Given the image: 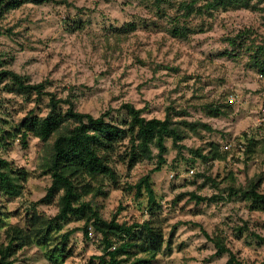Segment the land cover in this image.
<instances>
[{
    "label": "rangeland",
    "instance_id": "rangeland-1",
    "mask_svg": "<svg viewBox=\"0 0 264 264\" xmlns=\"http://www.w3.org/2000/svg\"><path fill=\"white\" fill-rule=\"evenodd\" d=\"M58 1L26 3L0 15V71H13L30 84L46 82L47 92L71 98L77 111L95 118L112 111L122 121L120 108L129 103L144 109L147 119H164L169 108L176 121L198 125L196 131L187 130L181 155L167 139L166 164L152 175L159 207L150 206L145 193L137 196L128 189L155 168L156 160H145L128 174L120 162L125 145L112 164L119 184L99 178L93 186L106 195L83 201L92 202L104 220L117 216L128 224L148 220L154 208L166 243L153 264H226L230 254L217 256L209 239L215 236L224 237L244 264H261L264 241L258 236L264 238V209L231 193L230 177L239 189L262 177L259 192L264 194V125L257 129L264 118V79L249 57L248 43L233 47L230 40L246 32L249 44L264 43V0L214 10L203 7L214 0ZM189 4L196 12L187 18ZM209 106H221L226 115L211 117ZM31 111L46 116L48 98H26L9 79L0 80V158L28 176L23 196L0 192V245L7 244L10 226L26 225L29 208L52 183L40 164L54 139L46 146L30 137L27 148L20 138L3 139ZM247 132L257 144L243 153L238 144ZM210 142L220 147L225 161L205 163L198 157L195 151L205 155ZM226 144L232 145L230 153L221 150ZM194 193L208 200L198 203ZM36 209L55 217L59 197ZM85 226V220L73 219L16 258L22 264H99L101 235L91 228L87 239Z\"/></svg>",
    "mask_w": 264,
    "mask_h": 264
},
{
    "label": "trees",
    "instance_id": "trees-1",
    "mask_svg": "<svg viewBox=\"0 0 264 264\" xmlns=\"http://www.w3.org/2000/svg\"><path fill=\"white\" fill-rule=\"evenodd\" d=\"M34 5L59 4L58 0H0V15L20 8L23 4ZM237 4L248 7L247 0H214L203 6L209 10L225 8ZM201 11V10H199ZM196 12L195 6L189 4L185 10V17ZM246 32H240L230 40L233 47L249 45V57L254 67L264 76V43L253 40L251 44L245 41ZM1 66V56H0ZM9 79L17 92L26 98H48L49 112L46 116L36 115L34 111L4 134L3 139L20 138L24 147H28V139L34 137L46 146L54 139V143L43 155L40 168L44 175H50L51 186L45 197L32 204L29 208L27 223L24 227L10 226L6 230L7 244L0 245V264H22L16 256L19 251L31 247L35 241L46 233L70 223L73 219L85 220L83 228L85 237L89 238L91 228L101 235L99 244L104 255L98 257L99 264H153L161 253L166 240L161 223L154 218L155 209L149 210L151 217L143 222H119L117 216L111 221L104 220L99 210L92 202H85V197L106 195L103 189L93 184L99 178L107 179L113 185H118L120 176L113 167L121 146L125 145V153L120 162L127 165L128 174L141 162L156 160L155 168L148 175L140 179L129 191L137 196L145 193L150 206H158L156 193L152 182V175L160 172L166 164L168 153L167 139H172L173 146L181 155L184 145L182 142L188 137L187 130L196 131L197 124L186 120L176 121L168 108L164 119L144 117L145 110L137 109L133 104H123L120 108L122 121H117L108 111L98 118L77 111L71 98L59 99L55 94L47 92V83L30 84L24 76L13 71L1 70L0 80ZM66 106V108H65ZM209 115L213 118L226 115L221 106H209ZM207 127V126H206ZM243 151L251 152V147L257 144L256 137H247ZM154 150L157 154H154ZM264 152V148H263ZM195 153L205 163L225 161L226 155L220 152V147L210 142L207 144V153L200 150ZM227 153V152H225ZM27 173L15 170L11 163L0 158V192L10 198H19L24 194V183L27 182ZM234 177H230L231 193H240L251 202L254 207L264 209V194L259 192L263 182L262 177L248 180L246 186L239 189L233 184ZM218 187V184L214 182ZM198 203L207 201V198L191 194ZM59 197V212L53 218H47L37 213L39 205H51ZM0 212V227L3 224ZM264 241V238L258 236ZM217 248V256L229 253L226 264H244L233 254L225 244L222 236L209 237ZM264 264V261L261 263Z\"/></svg>",
    "mask_w": 264,
    "mask_h": 264
},
{
    "label": "built area",
    "instance_id": "built-area-1",
    "mask_svg": "<svg viewBox=\"0 0 264 264\" xmlns=\"http://www.w3.org/2000/svg\"><path fill=\"white\" fill-rule=\"evenodd\" d=\"M261 78L264 79V76L261 75ZM231 100L233 101V97H232ZM263 125H264V118H262V119H260L258 121L257 129L260 130L263 127ZM247 137H249V138L252 137V133L247 132ZM246 143L247 142H246V138L245 137H243V139H241L239 141V144L238 145H239V147L241 149V152L244 151ZM221 150L224 151V152L230 153L232 151V145L231 144H226V145L222 146ZM192 173H193V171H192ZM92 234L93 233L90 231L89 235L92 236Z\"/></svg>",
    "mask_w": 264,
    "mask_h": 264
}]
</instances>
